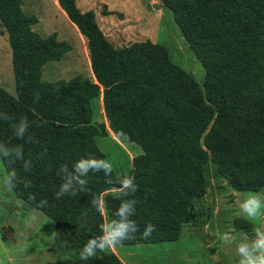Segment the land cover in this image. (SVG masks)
Instances as JSON below:
<instances>
[{"label":"trees","instance_id":"16d2710c","mask_svg":"<svg viewBox=\"0 0 264 264\" xmlns=\"http://www.w3.org/2000/svg\"><path fill=\"white\" fill-rule=\"evenodd\" d=\"M57 2L87 38L90 67L98 84L79 77L67 82L40 81L41 67L53 60L50 53L56 41L30 31L36 20L19 14L20 0H0L18 93L14 98L0 89V112L17 121L27 117L33 137L32 143H26L27 137L11 139L6 135L10 123L0 120V143L23 144L25 158H32L30 172L23 170L22 162L14 165L32 187L19 183L11 190L26 199L35 194L34 205L55 225L54 248L82 249L90 238L101 235L102 217L91 201L116 186L106 183L102 172L89 173L87 192L55 196L61 165L71 169L83 157L105 159L95 146L93 136L98 132L91 125L98 85L103 87V112L110 130L121 142L143 149L133 158L138 185L133 219L140 230L147 220L156 231L147 240L142 231L137 232L135 238H142L137 243L176 240L190 199L204 185L202 168L209 156L235 190L257 192L264 187V0H163L204 68L203 89L168 59L162 46L147 42L114 49L93 13L79 12L75 0ZM35 110L44 117L36 116ZM129 112L135 118L125 121L124 114ZM124 133L127 138H122ZM40 154L42 159H37ZM113 195L106 196L108 221L120 204ZM41 200L47 205L38 207ZM158 210L162 220L152 222ZM127 244L136 242L128 240L123 245ZM112 261L102 259L99 264Z\"/></svg>","mask_w":264,"mask_h":264},{"label":"rangeland","instance_id":"374dc122","mask_svg":"<svg viewBox=\"0 0 264 264\" xmlns=\"http://www.w3.org/2000/svg\"><path fill=\"white\" fill-rule=\"evenodd\" d=\"M75 5L82 14L93 13L98 28L100 25L104 38L114 49H130L136 44L147 42L160 45L166 50L168 59L191 74L203 89L204 68L182 37L172 11L163 0H75ZM62 11L57 0H20L19 14L27 18L33 16L36 20L30 26V31L42 39L54 37L56 41L50 53L53 60L41 67L40 81L67 82L79 77L98 84L90 67L87 38L80 34L76 25ZM61 44L69 46L68 49L61 47ZM98 86L100 94L93 99L91 119V125L98 132L93 136L95 146L113 165L115 178L133 176V158L141 155L143 149L136 143L121 142L110 130L109 120L103 112V87ZM0 89L14 98L18 97L12 46L8 30L1 19ZM134 110L140 113L139 108ZM34 114L44 117L36 110ZM124 116L125 121L135 118L130 112ZM42 133L50 138L47 131ZM6 135L15 138L11 128H7ZM4 171V164L0 163V178ZM202 178L204 185L199 194L190 199L176 240L137 243L142 238H135L131 241L136 244L98 253L91 261L79 259L82 249L54 248L53 221L32 200L16 197L0 180V264H52L61 261L99 264L102 259L110 262L112 258L115 259L113 264H238L236 243L251 240L254 227L258 226L243 216L239 203L255 192H242L231 187L228 180L219 175L210 156L203 165ZM257 192L264 193V187ZM109 193H113L112 189L99 193L97 197L104 207L102 223L108 222L106 196ZM161 213V210L155 211L150 220L161 222ZM33 216L34 220L31 219ZM229 230L234 232L237 241L223 245L217 233ZM139 231L144 230L139 228Z\"/></svg>","mask_w":264,"mask_h":264},{"label":"clouds","instance_id":"9594fccd","mask_svg":"<svg viewBox=\"0 0 264 264\" xmlns=\"http://www.w3.org/2000/svg\"><path fill=\"white\" fill-rule=\"evenodd\" d=\"M39 94L36 95V100ZM0 120L10 123L15 138L25 140L26 143H32L33 137L29 133L30 122L27 117L18 121L15 117L7 113L0 112ZM122 138H127V134H122ZM42 159V154L37 156ZM22 162L25 172H30L33 168L31 157L25 158L23 144L9 146L6 143H0V163L6 165L4 174L0 180L8 189H15L17 184L23 183L25 188L32 187V182L23 179L18 175L14 165ZM103 173L108 184L115 183L112 189L113 198L120 201L119 207L112 214L113 219L100 225L101 235L90 238L79 252V259L82 261L94 260L98 253L113 250L131 239H135V234L139 232V226L133 217L136 215L137 200L134 198L138 191V185L135 177L124 175L113 179V165L106 159L96 158L94 156L83 157L77 160L71 169L67 164L61 165L57 175L61 178L59 190L55 192L57 199L64 196H76L81 192H87L89 173ZM30 200L35 201V194L30 195ZM97 212L103 216L104 207L100 205L99 199L94 197L91 201ZM47 205L46 200H41L38 207ZM22 207V206H21ZM239 210L243 216L253 225L254 235L251 240H241L236 243L237 237L232 230L222 234L217 233L218 239L223 245L236 243V253L239 257L238 264H264V193H250L239 203ZM19 215V213H17ZM35 219V217H31ZM156 231V226L149 223L145 226L141 234L143 239H149Z\"/></svg>","mask_w":264,"mask_h":264},{"label":"crops","instance_id":"0c3cea01","mask_svg":"<svg viewBox=\"0 0 264 264\" xmlns=\"http://www.w3.org/2000/svg\"><path fill=\"white\" fill-rule=\"evenodd\" d=\"M76 1H77V0H76ZM83 7H84V6H83ZM60 11H62L61 8H60ZM62 12H63V11H62ZM63 13H64V12H63ZM64 15H65V13H64ZM65 16H66V15H65ZM95 17H96V16H95ZM96 18H97V17H96ZM99 28H100V25H99ZM100 29H101V28H100ZM101 30H102V29H101Z\"/></svg>","mask_w":264,"mask_h":264}]
</instances>
